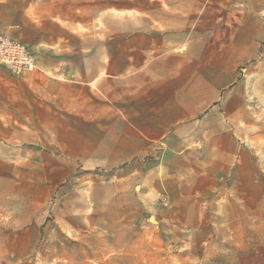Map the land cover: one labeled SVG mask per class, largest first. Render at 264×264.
<instances>
[{"label": "crops", "instance_id": "obj_1", "mask_svg": "<svg viewBox=\"0 0 264 264\" xmlns=\"http://www.w3.org/2000/svg\"><path fill=\"white\" fill-rule=\"evenodd\" d=\"M6 3L0 35L24 43L37 69L0 65V264H28L24 252L64 233L69 251L103 250L118 244L107 219L255 180L264 0L189 4L176 17L134 6L114 32L94 34L68 12L15 20Z\"/></svg>", "mask_w": 264, "mask_h": 264}, {"label": "rangeland", "instance_id": "obj_2", "mask_svg": "<svg viewBox=\"0 0 264 264\" xmlns=\"http://www.w3.org/2000/svg\"><path fill=\"white\" fill-rule=\"evenodd\" d=\"M3 1L7 2L8 13L15 20L23 19L26 11L33 21L50 12H68L76 22L83 17L90 20L91 33L94 34L99 31L114 32V18L131 16L134 6L139 9L142 18L154 12V16H162L164 12L169 14L168 10H171L172 17H176L179 15L172 12H182L189 4L212 6L218 0ZM147 1L161 4L167 1L170 8L166 11L154 9L152 4H146ZM122 28L123 32H128L126 25ZM75 32L76 35L82 32L79 24ZM107 43L109 47L115 42L108 40ZM141 47L146 48L144 45ZM124 48L128 50L129 47ZM263 119L264 115L260 117L261 128L250 140L258 162L255 180H233L229 186L204 196L202 202L165 200L157 204L159 209L150 217L107 219L109 224L104 230L116 233L118 244L101 245L105 248L103 250L69 251L65 239L70 236L64 233L62 243L54 241L36 252H24L26 260L30 261L28 264H264Z\"/></svg>", "mask_w": 264, "mask_h": 264}, {"label": "built area", "instance_id": "obj_3", "mask_svg": "<svg viewBox=\"0 0 264 264\" xmlns=\"http://www.w3.org/2000/svg\"><path fill=\"white\" fill-rule=\"evenodd\" d=\"M0 65L17 76L37 69L35 57L21 41L0 35Z\"/></svg>", "mask_w": 264, "mask_h": 264}]
</instances>
